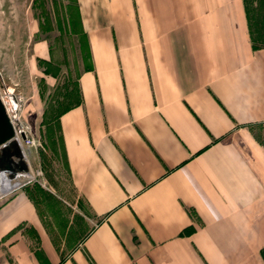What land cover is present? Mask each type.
I'll list each match as a JSON object with an SVG mask.
<instances>
[{"label":"crops","instance_id":"0c3cea01","mask_svg":"<svg viewBox=\"0 0 264 264\" xmlns=\"http://www.w3.org/2000/svg\"><path fill=\"white\" fill-rule=\"evenodd\" d=\"M30 1L31 72L66 102L0 198V264H264V33L245 1Z\"/></svg>","mask_w":264,"mask_h":264},{"label":"rangeland","instance_id":"374dc122","mask_svg":"<svg viewBox=\"0 0 264 264\" xmlns=\"http://www.w3.org/2000/svg\"><path fill=\"white\" fill-rule=\"evenodd\" d=\"M244 1L251 34L259 37L264 33V0ZM31 6L30 0H0V84L21 98V124L26 123L39 138L41 124L53 122L58 114L49 105L66 101H62L63 80L55 81L48 92L47 86L42 87L39 77L31 72L28 62L31 50L26 46L27 14Z\"/></svg>","mask_w":264,"mask_h":264},{"label":"built area","instance_id":"2783aa9c","mask_svg":"<svg viewBox=\"0 0 264 264\" xmlns=\"http://www.w3.org/2000/svg\"><path fill=\"white\" fill-rule=\"evenodd\" d=\"M0 102L2 103L7 117L9 118L11 124L14 127L15 140L19 144L22 153L25 156L23 152V147L25 146L36 147L39 144L30 137L29 128L21 124V115H22V107H23L22 100L13 91H9L5 85L0 84ZM21 133L25 135V140L21 139L20 137ZM30 181L31 180L26 179V181H24L23 183H18L11 192L15 191L24 184L29 183Z\"/></svg>","mask_w":264,"mask_h":264},{"label":"water","instance_id":"95a60500","mask_svg":"<svg viewBox=\"0 0 264 264\" xmlns=\"http://www.w3.org/2000/svg\"><path fill=\"white\" fill-rule=\"evenodd\" d=\"M20 137L22 140H25V135L23 133L20 134ZM12 147H15L16 149H18V152L21 153L20 157H18V155L16 153L14 155H12L14 157H18L20 162H22L21 166L19 168V171L21 173L18 176H17V174L13 173L12 168L8 163L4 167L0 166V179L2 176H6L12 182L11 176H14L15 181L13 183L17 185L18 183H23L25 181V179L22 175L23 172H25L24 155L21 151L19 144L15 140L14 127L11 124L9 118L7 117L2 103L0 102V157L1 156L7 157L9 159L11 157V155H6V151ZM16 185H15V187H16ZM11 191L5 192V193L0 192V198L2 196L6 195L7 193H10Z\"/></svg>","mask_w":264,"mask_h":264},{"label":"trees","instance_id":"16d2710c","mask_svg":"<svg viewBox=\"0 0 264 264\" xmlns=\"http://www.w3.org/2000/svg\"><path fill=\"white\" fill-rule=\"evenodd\" d=\"M58 115V114H57ZM56 118H57V116H56ZM55 118V119H56ZM15 153H18V149H16L15 147H12V148H10V149H8L7 151H6V155H13V154H15ZM9 161H10V159H8L7 157H0V166L1 167H4V166H6L8 163H9ZM262 255L264 256V250L262 251Z\"/></svg>","mask_w":264,"mask_h":264},{"label":"bare ground","instance_id":"6f19581e","mask_svg":"<svg viewBox=\"0 0 264 264\" xmlns=\"http://www.w3.org/2000/svg\"><path fill=\"white\" fill-rule=\"evenodd\" d=\"M3 179H4V176L1 177V179H0V183L2 182ZM14 188H15V187H14Z\"/></svg>","mask_w":264,"mask_h":264}]
</instances>
